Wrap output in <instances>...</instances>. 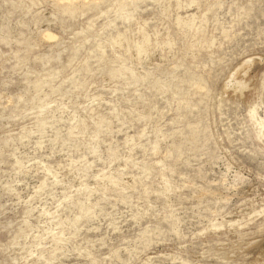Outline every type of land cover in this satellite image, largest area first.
I'll return each mask as SVG.
<instances>
[{"label":"rangeland","instance_id":"1","mask_svg":"<svg viewBox=\"0 0 264 264\" xmlns=\"http://www.w3.org/2000/svg\"><path fill=\"white\" fill-rule=\"evenodd\" d=\"M263 263L264 0H0V264Z\"/></svg>","mask_w":264,"mask_h":264},{"label":"bare ground","instance_id":"2","mask_svg":"<svg viewBox=\"0 0 264 264\" xmlns=\"http://www.w3.org/2000/svg\"><path fill=\"white\" fill-rule=\"evenodd\" d=\"M49 38H53V37H55V36H53L52 34H50V33H48V35H47ZM264 264V263H263Z\"/></svg>","mask_w":264,"mask_h":264}]
</instances>
